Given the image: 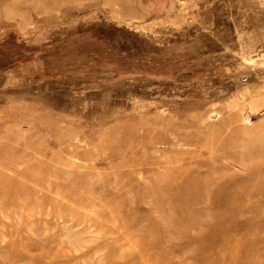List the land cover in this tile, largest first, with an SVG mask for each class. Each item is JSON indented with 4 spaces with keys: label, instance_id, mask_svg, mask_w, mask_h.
<instances>
[{
    "label": "rangeland",
    "instance_id": "374dc122",
    "mask_svg": "<svg viewBox=\"0 0 264 264\" xmlns=\"http://www.w3.org/2000/svg\"><path fill=\"white\" fill-rule=\"evenodd\" d=\"M0 264H264V0H0Z\"/></svg>",
    "mask_w": 264,
    "mask_h": 264
}]
</instances>
